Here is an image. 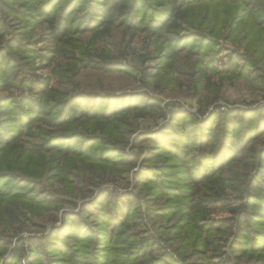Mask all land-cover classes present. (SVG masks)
<instances>
[{
    "label": "rangeland",
    "instance_id": "1",
    "mask_svg": "<svg viewBox=\"0 0 264 264\" xmlns=\"http://www.w3.org/2000/svg\"><path fill=\"white\" fill-rule=\"evenodd\" d=\"M189 1L196 2L198 5L191 4L188 10H197L200 16L211 11L210 20L202 28L198 25L199 21L184 24L182 37L189 39L191 34H195L198 41L203 37L211 40L206 42L205 47L208 50L201 58L202 62L213 61V68L219 70L226 69L230 65L231 71H235L229 74L233 76L232 79L230 77L223 79L225 80L223 85L220 83L221 78L213 75L211 71H208L206 75L213 77L214 86H205V82L197 84L199 76L195 71L201 68H195L194 47L178 58L173 57V61H167L163 57L162 47H157L155 44L157 38L152 35V32L140 30L134 33L117 26L99 34L97 40L94 39L97 41L96 47L86 44L83 54L85 58L81 64L67 62L62 57L51 54L54 43L48 37L46 26L28 24L27 20H24L21 25L14 15L9 14L15 8L26 10L33 4L32 1L7 0L5 4L2 0L0 1V19L4 27V32L0 37V51L6 49L7 58L16 61L19 66L18 70L12 71L14 79L17 80L10 88L1 91L0 100L12 98L17 101L21 97L34 96L42 89L43 83L48 81L49 86L62 88L66 93L85 92L84 94L88 97L92 94L107 96L109 98H105L108 101L118 102V104L119 102L123 104L134 102L137 100L135 96L144 95L147 100L159 101L158 108L153 109V115L147 118H139L131 113L115 121L118 126L122 127L131 123L135 131L130 137V142L121 144V148H126L124 160H128L130 156H136L138 159L137 165L128 174L122 167L124 166L123 161H118L121 153L110 147L104 149L97 141L92 142L94 150L93 153L87 155L89 160L85 163L73 154L67 157L70 171L65 180L57 171V168L65 163L64 159L51 154L46 156L48 168L43 169L45 175L32 179L36 181V185L33 187L29 184L27 187L25 185V189L19 193L22 194L20 196H25L24 199H33V201H16L20 203L19 209L25 210L22 213V223H13L14 228L17 227L15 231H10V228L0 224V245H4L8 250L5 257L0 260V264H5L10 259L11 252L19 247L20 242H23L22 244L27 249L25 253L17 255V259L26 254V260L30 259L31 264H68L67 261L60 262L59 259H53L54 256L61 257L62 255L54 251L56 247L46 246V244H49L47 240L51 233H54L53 238L51 237L54 240L64 238V233L70 229V221L74 218H78L85 233L80 237V243L77 244L68 236L65 247L77 250L80 248L87 254H92L97 243L96 234L90 233L100 232V234L103 233L105 240L106 254L110 256L127 254V252L121 253L109 249L113 248L111 242L121 240L119 237L111 238L113 227L108 225V221L116 214L115 202L120 203V200H123L127 208H125L122 220L117 221V230L119 233L135 236L133 240L140 244L143 239H146V244L143 246L147 252H151V245L156 247L152 256H160L166 249L173 260H178L180 255L176 250L181 249L180 254L185 264H200L209 260L219 263L227 258L226 254H231L230 246L238 232L235 226L237 215L248 208L245 205L249 197L247 199V193L244 191V189L247 190L248 180H244L255 176V172L241 164L220 170L218 175L220 180L228 181L226 185H221L225 189H220V194L218 191L213 192L217 189L214 183L202 189L199 197H196L195 202L192 203L195 206L192 216L197 214V218H203V221L195 223H192L191 219L182 221L180 216L168 220L163 215L162 209L180 201L155 196L152 187L143 185L140 189L139 186L138 176H143L146 170L149 172L147 175L152 176L153 169L159 165L168 166L169 169L166 171L172 175H179L182 172V167L178 163L174 161L171 163L162 155L156 158L152 156L153 158L151 157L146 162L155 148L148 140L150 136L156 140L160 138V134H163L161 131L168 127H171L172 132H168L167 136H173L176 126L181 128L179 126L182 125L181 120L178 123L172 121L174 113L181 114V119L188 120L190 122L188 127L192 124L191 120H195L198 123L203 122L206 130L211 129L213 133L214 130L217 131L225 126L221 120L232 116L238 121L241 119L240 115H233L235 110L241 109L247 113L264 108V73L256 72L257 59L246 53L248 42H232L226 37L231 30L228 24H233L232 18L241 10V5L233 6L227 0H218L216 3H204L203 0ZM248 10L264 16V0H252V5ZM188 14L191 13L187 11V14L183 16L187 17ZM215 15L221 23L216 26ZM263 19L264 17H261L260 21ZM236 35L243 38L246 34L239 30ZM90 38L91 35H85V41ZM12 40L18 43L10 44ZM211 42L214 45L210 49ZM260 52L264 54L263 50ZM39 54L43 58H38ZM243 60H252L254 66L257 67H249L243 77H238L246 64ZM116 65L122 68H114ZM165 66H167L166 69ZM155 75L157 78L153 77ZM170 75L172 78L167 81ZM26 81L31 83L26 84L25 89L21 90L22 82ZM33 83L35 87L32 86ZM218 88H221L219 92H217ZM95 98L81 100L94 101ZM207 101H209L208 104L203 108V104ZM1 112L3 116H9L7 111ZM95 124L103 127L105 123ZM12 130H15V127ZM80 130H82L80 125H72L59 132L75 137L67 140L75 146L77 132ZM189 136L188 133L186 138L189 139ZM90 137L97 140L95 136ZM216 141L217 139L212 135L209 148L214 153L216 144L213 148V143ZM23 142L26 146H29L31 142L42 143L38 140H28L27 137L20 141V145ZM258 145L261 146L260 149H264V136ZM101 155L113 162L108 167V172L99 171L101 166H105L99 161ZM15 156L13 152L12 155L7 154L0 158V173H3L2 176H8L7 184L13 182V184L20 183L23 186L24 182H30L31 179L19 171L14 173V169L18 170V167L11 163ZM211 161L213 159L209 160ZM241 175H244L243 179ZM143 178L140 179L144 180ZM243 181L246 182L244 189H242ZM30 183L32 184L33 181ZM186 190L193 189L187 188ZM41 201L47 202L41 203ZM28 208L32 209L28 210ZM13 210L14 207L10 204L7 216ZM250 212H256V209L252 208ZM260 218L264 219V216L261 215ZM64 223L67 224L63 228ZM202 227L207 231L205 235L200 232ZM259 227L261 228L259 230H264L263 226ZM198 236L202 237L201 241L197 240ZM207 237L216 239L204 242ZM31 243L33 244L28 248V244ZM120 243L119 241L117 244ZM237 262L239 264H260V259L258 255H246L237 259Z\"/></svg>",
    "mask_w": 264,
    "mask_h": 264
},
{
    "label": "trees",
    "instance_id": "2",
    "mask_svg": "<svg viewBox=\"0 0 264 264\" xmlns=\"http://www.w3.org/2000/svg\"><path fill=\"white\" fill-rule=\"evenodd\" d=\"M2 1L5 4L7 0ZM30 1L33 4L26 10L15 8L9 14L14 15L21 25L24 20H27L28 24L34 23V25L46 26L48 37L54 43V49L51 54L56 57H62L67 62L81 64L83 58H85L83 54L86 44L96 47V40L99 34L106 29L117 26L134 33L140 30L152 32V35L157 38L155 44L157 47H162L163 57L167 61H173V57L176 56L178 58L183 53L191 51L194 47L195 68H201L195 71L199 76L197 84L205 82V86L208 87H210L209 85H215V82L212 81L213 77L206 75L208 71L221 78V85H223L225 77L232 79L233 76H229V74L235 73V71H231L230 65L226 69L219 70L213 68V61L202 62L201 58L206 55V50H208L205 47L206 42L208 40L211 41L210 39L203 37L198 41L195 34H191L189 39L182 37L184 24H193L199 21L198 25L202 28L209 23L211 11H207L204 16H200L197 10H188L189 5L196 2L189 0ZM217 1L203 0L202 2L216 3ZM227 1L233 6L241 5V10L233 16V24H228L231 26V30L226 37L232 42L237 41V43L247 41L246 53L258 61L256 72L264 73V54L260 52V50L264 52V19L260 21V18L264 16L248 10L252 5V0ZM187 11L191 14H188L187 17L183 16L187 14ZM214 22L215 26L221 24L216 15ZM239 30L246 34L243 38H239L236 35ZM3 32V21L0 19V37ZM85 35H91V38L85 41ZM12 43L17 44L18 42L12 40L10 44ZM211 43L210 49L214 45L213 42ZM40 55L38 58H43ZM243 61L246 64L238 77H243L249 67H257L256 65L254 66L252 60ZM114 68L121 69L122 67L116 65ZM166 68L167 66H165ZM15 69H19L16 61L7 58V50L1 49L0 93L10 88L13 82L17 80L12 75V71ZM153 77L157 78V75ZM171 78L172 75L169 76L167 81L171 80ZM30 83L28 81L22 82L21 90L25 89L26 84ZM34 85L33 83L32 86L35 87ZM220 89L218 88L217 92ZM31 92L34 93L33 90ZM84 93H66L62 88L49 86L48 81H46L43 83L42 89L36 92L34 96L21 97L22 100L19 98L17 101L12 100V98L0 100V158L7 154L12 155L15 152L16 156L11 160V163L16 165L18 170L14 169V173L17 171L24 173L30 177V182L33 181L32 184L24 182L23 186L20 183L13 184V182L7 184L8 176H2L3 173H0V224L8 227V229L10 228V231H15L17 228L13 226L14 222L22 223V213L25 211L19 209L20 203L16 202L17 200H26L24 199L25 196H20L22 194L19 193L25 189V185L26 187L28 184L31 187L36 185V181L32 179L45 175V170L43 169L48 168L46 163L48 154L60 156L64 159L65 163L57 168L63 180L67 178L70 171L67 157L73 154L76 158L81 159L82 163H85L89 160L87 155L93 153L94 146H92V142L96 141L104 149L110 147L117 149L118 151H115L121 153L118 161H123L122 164L124 166L122 167L127 171V174L137 165L138 159L136 156H130L128 160H124L126 158V148H121V144L130 142V137L135 133L134 127L131 123L125 124L123 127L118 126L115 121L117 122L123 119L124 115L131 113L139 118H147L153 115V109L158 108L157 103L159 101L156 99L147 100L144 95L135 96L137 100L134 102L124 104L119 102L120 104H118V102L108 101L107 98L109 97L107 96H95V94H92L88 97ZM94 97H96L94 101L81 100ZM100 99L104 100L101 101ZM208 102L205 104L202 102L203 108ZM3 110L7 111L8 117L3 116L1 112ZM234 114L240 115L241 119L238 121L234 116L225 118V120H221L225 123V126L217 131L214 130L212 133L211 129L206 130L203 122L198 123L195 120H191L192 124L188 127L190 122L184 118L181 119V114L174 113L172 121L178 123L181 120L180 123L182 125H179L181 128L176 126L173 136H167L168 132H172L171 127L162 130L163 134H160V138L156 140H154L153 136H150L148 140L155 148L151 151V156L146 162L152 156L156 158L158 155H162L170 162L178 163L182 167L181 174H169L166 171V169H169L168 166L159 165L153 169L152 176L147 175L149 173L148 170L145 171L143 176H138L140 189L143 185L150 186L155 196L180 201L162 209L163 215L168 220L180 216L182 221L191 219V222L195 223L196 221H203V218H197V214L192 216L195 208L192 203L195 202L194 199L196 197H199L202 189L212 183L217 185V189L213 190V192L218 191V194H220V189H225L221 185H226L228 181L220 180V176H218L220 170L223 171L227 167L241 164L255 172V176H250L244 180H248L247 184L244 181L242 182V189H244V184H246L247 188L244 191L247 193V199L249 197L248 203L245 205L248 208L237 215L235 226L238 232L235 234L230 246L232 249L231 254H226L227 258L222 262L217 263L209 260L201 262L202 264H239L237 259L246 255H258L260 264H264V230H259L261 229L259 226L264 227V219L260 218L261 215L264 216V149H260L261 146L258 145L264 136V108L255 109L247 113L238 109L233 112ZM95 123L105 124L103 127H99L97 126L99 124L96 125ZM72 125H80L82 127V130L77 132L75 146L73 143L67 142L70 137H75L66 136L67 133L61 134L59 132V130L66 129ZM13 127H15V130H12ZM181 131L183 132L181 133ZM188 133L190 134L189 139L186 138ZM212 135L217 139L213 143V148L216 144L215 153L209 148ZM90 136L97 137V140ZM25 137L28 140H38L42 143L31 142L29 146H26L23 142L20 145V141ZM88 138L90 140H87ZM103 155L99 156L102 158L99 161L105 166H101L99 171L108 172V167L113 162ZM102 156L105 158L103 159ZM210 159H213V161L209 162ZM241 177L243 179L244 175H241ZM187 188H192L193 190H186ZM26 201H33V199ZM45 202L47 201H41V203ZM10 204H12L14 210L9 212L7 216ZM115 206L116 214L108 221V225L113 227L111 229V238L119 237L121 240L111 242L113 248L109 249L115 252H127V254H118L116 256L106 254L105 240L103 233L100 234V232L90 233L96 234L97 243L92 254H87L80 248L77 250L72 247H65L68 236L77 244L80 243V237L85 233V230L79 224L78 218H74L70 221V229L65 231L64 238L54 240L52 239L54 233L50 234V238L47 240L49 244H46V246L52 245L56 247L54 251L62 255L61 257L58 255L54 256L53 259H59L60 262L67 261L68 264H136L137 262H139L138 264H185V260L180 254L181 249L176 250L180 255L178 260H173L170 254L166 252V249L164 254L152 256L156 247L154 248L151 245V252H147L143 246L146 244V239H143L140 244L138 241L133 240L135 236L119 233L117 221L122 220L127 206L123 200H120V203L115 202ZM252 208L256 209V212H250ZM31 209L28 208V210ZM66 224L64 223L62 227H66ZM200 232L203 235L207 233L204 227L201 228ZM216 232H219V230H216ZM201 239V236L197 237V240L201 241ZM213 239L216 238L207 237L204 242H211ZM119 241L121 243L117 244ZM22 243L20 242L19 247L11 252L10 259L5 264H23L26 262L31 264L30 259L26 260V254L17 259V255L25 253L27 249ZM32 244H28V248ZM7 252L8 250H6L5 246L0 245V260L5 257Z\"/></svg>",
    "mask_w": 264,
    "mask_h": 264
}]
</instances>
